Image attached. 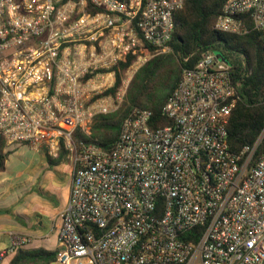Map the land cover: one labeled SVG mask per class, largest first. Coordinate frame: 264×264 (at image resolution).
Instances as JSON below:
<instances>
[{"label": "built area", "instance_id": "2783aa9c", "mask_svg": "<svg viewBox=\"0 0 264 264\" xmlns=\"http://www.w3.org/2000/svg\"><path fill=\"white\" fill-rule=\"evenodd\" d=\"M187 1L0 0V134L73 165L59 264H264V152L230 149L236 90L215 52L184 71L163 109L171 125L153 130L136 110L111 151L75 139L118 110L148 60L106 97L125 56L170 51ZM215 29L264 39V0H228ZM9 237L0 260L32 241Z\"/></svg>", "mask_w": 264, "mask_h": 264}, {"label": "trees", "instance_id": "16d2710c", "mask_svg": "<svg viewBox=\"0 0 264 264\" xmlns=\"http://www.w3.org/2000/svg\"><path fill=\"white\" fill-rule=\"evenodd\" d=\"M228 0H188L175 14V30L169 43L170 51L157 53L152 46L134 49L112 71L116 74L113 88L104 96H116L124 80L139 57L148 60L133 75L118 110L95 117L87 134L76 132L78 142L93 143L106 151L116 146L126 119L136 110L151 113L153 130L171 125L163 109L178 88L184 71L194 68L203 54L220 53L230 65L237 103L228 125V142L233 153L260 141L256 153L264 152V39L263 34L251 30L244 35L219 32L215 24ZM89 11H97L89 6ZM223 61V60H222ZM225 62V61H224ZM7 142L0 134V174L7 168ZM59 251L19 249L10 264H54Z\"/></svg>", "mask_w": 264, "mask_h": 264}, {"label": "crops", "instance_id": "0c3cea01", "mask_svg": "<svg viewBox=\"0 0 264 264\" xmlns=\"http://www.w3.org/2000/svg\"><path fill=\"white\" fill-rule=\"evenodd\" d=\"M6 152L7 168L0 174V254L8 251L12 232L32 239L25 250L59 251L58 233L73 181V171L68 174L63 166L68 158L17 145H7ZM14 257L6 254L0 264H10Z\"/></svg>", "mask_w": 264, "mask_h": 264}, {"label": "rangeland", "instance_id": "374dc122", "mask_svg": "<svg viewBox=\"0 0 264 264\" xmlns=\"http://www.w3.org/2000/svg\"><path fill=\"white\" fill-rule=\"evenodd\" d=\"M63 166L65 170L68 172V174H71V172L73 171V165L70 159L64 160Z\"/></svg>", "mask_w": 264, "mask_h": 264}, {"label": "water", "instance_id": "95a60500", "mask_svg": "<svg viewBox=\"0 0 264 264\" xmlns=\"http://www.w3.org/2000/svg\"><path fill=\"white\" fill-rule=\"evenodd\" d=\"M217 55H218V57H219L221 60L227 62L226 59L222 56V54L218 53Z\"/></svg>", "mask_w": 264, "mask_h": 264}]
</instances>
